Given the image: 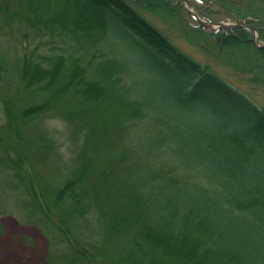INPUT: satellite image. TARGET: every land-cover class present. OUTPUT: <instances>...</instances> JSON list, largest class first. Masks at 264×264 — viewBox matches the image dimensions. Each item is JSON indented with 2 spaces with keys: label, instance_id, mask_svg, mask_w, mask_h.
<instances>
[{
  "label": "trees",
  "instance_id": "trees-1",
  "mask_svg": "<svg viewBox=\"0 0 264 264\" xmlns=\"http://www.w3.org/2000/svg\"><path fill=\"white\" fill-rule=\"evenodd\" d=\"M189 1L255 30L180 0H0V217L46 264H264V106L175 39L264 87V0Z\"/></svg>",
  "mask_w": 264,
  "mask_h": 264
},
{
  "label": "rangeland",
  "instance_id": "rangeland-1",
  "mask_svg": "<svg viewBox=\"0 0 264 264\" xmlns=\"http://www.w3.org/2000/svg\"><path fill=\"white\" fill-rule=\"evenodd\" d=\"M229 1L227 3L231 5L234 11L238 8L242 11L243 7L240 5L248 3V0H237L240 1L238 5L233 0ZM251 5L259 7L256 6L258 4ZM261 5L263 6V4ZM212 6H214L213 3ZM258 10L262 12L264 8ZM254 12L256 13L257 11ZM153 18L157 23H160L161 20L159 18ZM170 31L172 32V30ZM172 34L176 37L173 32ZM175 39L186 51L196 54L203 61H210L212 67L220 72L232 85L243 91L256 104L264 106V87L250 82L246 74L227 67L215 58H208L205 54L200 53L198 49L185 41ZM0 223L2 225V231H0V264H46L47 239L36 225L20 222L10 214L2 215L0 217Z\"/></svg>",
  "mask_w": 264,
  "mask_h": 264
},
{
  "label": "water",
  "instance_id": "water-1",
  "mask_svg": "<svg viewBox=\"0 0 264 264\" xmlns=\"http://www.w3.org/2000/svg\"><path fill=\"white\" fill-rule=\"evenodd\" d=\"M180 1L182 2V4L184 5V7L186 8V10L189 12V14L202 27H205V28H208V29H217L219 27H225V26H242V27H247V28H250L252 30H255V27L254 26L246 23L245 21H241V22H224V21L212 22V21L205 20V19L201 18L196 13V11L192 7V4L190 3L189 0H180ZM254 40L255 41H258L259 40V37H258L257 34L255 35Z\"/></svg>",
  "mask_w": 264,
  "mask_h": 264
}]
</instances>
